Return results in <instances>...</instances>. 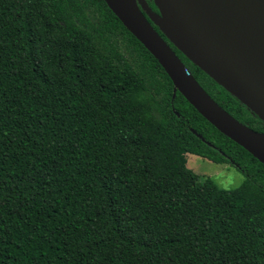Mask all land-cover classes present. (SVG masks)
Instances as JSON below:
<instances>
[{"label": "trees", "instance_id": "obj_1", "mask_svg": "<svg viewBox=\"0 0 264 264\" xmlns=\"http://www.w3.org/2000/svg\"><path fill=\"white\" fill-rule=\"evenodd\" d=\"M152 25L216 103L264 133ZM187 154L245 179L220 189ZM0 264H264V165L175 90L104 0H0Z\"/></svg>", "mask_w": 264, "mask_h": 264}, {"label": "water", "instance_id": "obj_2", "mask_svg": "<svg viewBox=\"0 0 264 264\" xmlns=\"http://www.w3.org/2000/svg\"><path fill=\"white\" fill-rule=\"evenodd\" d=\"M104 1L163 67L175 90L264 165V133L216 103L152 25L264 122V0H153L158 13L146 0Z\"/></svg>", "mask_w": 264, "mask_h": 264}, {"label": "rangeland", "instance_id": "obj_3", "mask_svg": "<svg viewBox=\"0 0 264 264\" xmlns=\"http://www.w3.org/2000/svg\"><path fill=\"white\" fill-rule=\"evenodd\" d=\"M187 166L194 173L201 176L202 180L209 178L218 188L224 190H234L244 181L245 177L230 165L215 164L207 159L196 155H186ZM176 183L188 192V189L179 181Z\"/></svg>", "mask_w": 264, "mask_h": 264}, {"label": "flooded vegetation", "instance_id": "obj_4", "mask_svg": "<svg viewBox=\"0 0 264 264\" xmlns=\"http://www.w3.org/2000/svg\"><path fill=\"white\" fill-rule=\"evenodd\" d=\"M154 11V10H153ZM154 12H156V11H154ZM157 13V12H156Z\"/></svg>", "mask_w": 264, "mask_h": 264}]
</instances>
